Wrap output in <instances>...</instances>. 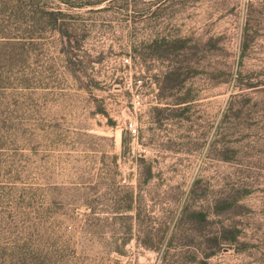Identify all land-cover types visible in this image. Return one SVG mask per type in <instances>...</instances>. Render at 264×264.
Here are the masks:
<instances>
[{"label":"rangeland","instance_id":"rangeland-1","mask_svg":"<svg viewBox=\"0 0 264 264\" xmlns=\"http://www.w3.org/2000/svg\"><path fill=\"white\" fill-rule=\"evenodd\" d=\"M0 264H264V0H0Z\"/></svg>","mask_w":264,"mask_h":264},{"label":"built area","instance_id":"built-area-1","mask_svg":"<svg viewBox=\"0 0 264 264\" xmlns=\"http://www.w3.org/2000/svg\"><path fill=\"white\" fill-rule=\"evenodd\" d=\"M128 131L133 136L136 134V128L133 125L129 126Z\"/></svg>","mask_w":264,"mask_h":264},{"label":"trees","instance_id":"trees-1","mask_svg":"<svg viewBox=\"0 0 264 264\" xmlns=\"http://www.w3.org/2000/svg\"><path fill=\"white\" fill-rule=\"evenodd\" d=\"M54 22H55V24H56V21L54 20ZM55 28L57 29V30H59V31H61L62 29L60 28V26L59 25H55Z\"/></svg>","mask_w":264,"mask_h":264}]
</instances>
